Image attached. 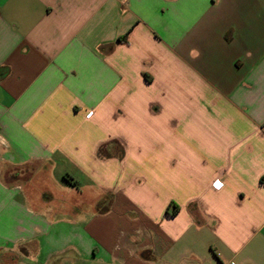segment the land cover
I'll return each mask as SVG.
<instances>
[{
  "label": "crops",
  "instance_id": "obj_1",
  "mask_svg": "<svg viewBox=\"0 0 264 264\" xmlns=\"http://www.w3.org/2000/svg\"><path fill=\"white\" fill-rule=\"evenodd\" d=\"M261 177L264 0H0V264H264Z\"/></svg>",
  "mask_w": 264,
  "mask_h": 264
},
{
  "label": "trees",
  "instance_id": "obj_2",
  "mask_svg": "<svg viewBox=\"0 0 264 264\" xmlns=\"http://www.w3.org/2000/svg\"><path fill=\"white\" fill-rule=\"evenodd\" d=\"M109 144H114L113 148H116V150L117 148H119V151L115 154L120 157L122 155L121 145L116 141H111ZM111 151H112L111 148H108L107 144L100 146L98 149V153L104 156L109 155ZM62 179L68 185L78 187V184H79L78 181L72 179L71 177H68V175H63ZM260 180L264 181V177H261ZM113 198H114V195L112 192H109V191L104 192L95 203V211L98 213H103L107 211L110 208ZM169 205H171V203ZM176 209L177 207H174V210ZM174 210L172 212H174Z\"/></svg>",
  "mask_w": 264,
  "mask_h": 264
},
{
  "label": "rangeland",
  "instance_id": "obj_3",
  "mask_svg": "<svg viewBox=\"0 0 264 264\" xmlns=\"http://www.w3.org/2000/svg\"><path fill=\"white\" fill-rule=\"evenodd\" d=\"M59 171V168H56L54 171H53V174H55L56 176H58V172ZM67 172H69V174H71L70 172H73V171H71L70 169H67ZM73 176L75 177V178H77L78 180H82V178L81 177H79V175H77L76 173L74 174L73 173ZM59 177V176H58ZM61 181H62V178H61ZM56 185H58V184H56Z\"/></svg>",
  "mask_w": 264,
  "mask_h": 264
}]
</instances>
